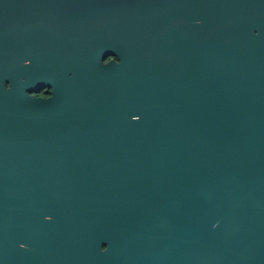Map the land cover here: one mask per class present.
<instances>
[{
  "label": "water",
  "instance_id": "95a60500",
  "mask_svg": "<svg viewBox=\"0 0 264 264\" xmlns=\"http://www.w3.org/2000/svg\"><path fill=\"white\" fill-rule=\"evenodd\" d=\"M0 264H264V0H0Z\"/></svg>",
  "mask_w": 264,
  "mask_h": 264
},
{
  "label": "flooded vegetation",
  "instance_id": "af4514ba",
  "mask_svg": "<svg viewBox=\"0 0 264 264\" xmlns=\"http://www.w3.org/2000/svg\"><path fill=\"white\" fill-rule=\"evenodd\" d=\"M44 10H45V8L35 7L33 15L34 16H41V15H43ZM50 15L53 16V14H50ZM30 95H34V96H37V97H40L43 99H47L51 96V89L47 85H44V87H40L39 89H35V91L30 93Z\"/></svg>",
  "mask_w": 264,
  "mask_h": 264
}]
</instances>
